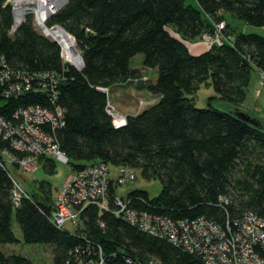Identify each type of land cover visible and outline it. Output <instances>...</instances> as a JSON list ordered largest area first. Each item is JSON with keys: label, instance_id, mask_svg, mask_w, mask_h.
Instances as JSON below:
<instances>
[{"label": "trees", "instance_id": "trees-1", "mask_svg": "<svg viewBox=\"0 0 264 264\" xmlns=\"http://www.w3.org/2000/svg\"><path fill=\"white\" fill-rule=\"evenodd\" d=\"M196 1L198 6L187 0H66L47 20L45 34L33 14L13 30L12 3L0 0L1 60L14 71L60 77L55 104L63 109L62 122L54 130L44 128L55 134L71 168L100 161L125 165L163 186L151 197L138 188L120 194L121 186L112 182V207H79L82 225L72 233L50 218L49 181L42 180L45 189L15 205L13 168L0 155V264H36L24 254L1 249L20 242L14 219L25 243L51 246L52 264H98L102 258V264H205L169 237L143 231L115 214L117 194L128 197L130 208L172 221L204 217L225 226L228 218L247 212L264 218V127L231 113L243 109L252 71L264 73V35L237 31L222 17L227 10L247 24L264 26V0ZM221 21L225 28L218 32ZM203 32L214 37L224 33L227 39L192 54L187 42ZM59 42L69 54L77 46L83 68L65 66ZM139 53L145 68L158 71L157 79L147 83L157 99L117 127L102 88L137 77L140 71L131 61ZM203 85L217 92L210 100L236 106L222 110L209 101L198 107L194 95ZM30 105L52 108L54 103L40 93L7 98L0 88V116L5 119L14 120L15 112ZM43 163L48 172L56 168L52 159Z\"/></svg>", "mask_w": 264, "mask_h": 264}, {"label": "built area", "instance_id": "built-area-1", "mask_svg": "<svg viewBox=\"0 0 264 264\" xmlns=\"http://www.w3.org/2000/svg\"><path fill=\"white\" fill-rule=\"evenodd\" d=\"M9 1L12 3L14 13L13 30L25 21L28 14H33L36 24L46 34L44 28L47 25L45 23L42 26L40 23L39 11L36 8L42 0ZM62 6L57 7L51 3L53 11L50 17ZM19 11L22 12L21 15L17 14ZM224 28L225 22L222 21L217 31L220 32ZM205 33L213 40L218 35L214 37L208 32ZM63 60H68L64 52ZM72 65L81 69L83 61L81 66ZM1 66L0 88L3 87L7 98L27 93H40L45 94L54 103L52 108L30 105L26 109L15 112L14 120L0 116V141L5 143V146L0 148V155L5 163L9 166L19 165L23 170L31 171L34 170L33 165L36 164L34 161L36 159L30 161V157L36 156L39 162L49 158L55 164L70 166L69 158L60 147L55 134L47 132L44 128L50 125L54 130L62 122L63 109L55 104L59 75L51 72L14 71L8 68L4 60H1ZM261 76L264 84V73H261ZM102 90L108 92L105 88ZM107 110L117 127L126 124L127 116L119 113L111 103L108 104ZM70 169V173L58 190L57 197L53 199L50 218L58 227L70 230L72 233L82 225V212L79 207L85 208L89 204H94L100 209H109L112 207L108 197L112 182L113 185L122 186L137 178L134 168L125 165L119 166L117 173L113 175L110 165L103 161L86 165L80 170ZM12 179V199L15 205L19 206L23 198L31 196L14 173ZM113 208L115 214L123 216L139 229L155 235L167 236L190 253L199 254L205 264H264V218L252 212H247L233 220L228 218L223 226L213 219L204 217L191 222L172 221L147 211L141 212L130 208L128 197L120 194L115 195ZM102 263L103 258L98 264ZM146 264L156 263L147 261Z\"/></svg>", "mask_w": 264, "mask_h": 264}, {"label": "rangeland", "instance_id": "rangeland-1", "mask_svg": "<svg viewBox=\"0 0 264 264\" xmlns=\"http://www.w3.org/2000/svg\"><path fill=\"white\" fill-rule=\"evenodd\" d=\"M65 3L66 0H58L56 4L57 6H64ZM187 3H191L198 6V2L196 0H187ZM222 17L228 22L231 27L235 28L237 31L244 33H258L264 35V26H254L251 24H247L244 20L234 17L232 12L230 11L222 10ZM220 23H222V21L219 22L216 27H218ZM223 34L224 33H219L217 35V38H214L213 40V38H210L208 35H206L205 32H203L199 38L187 42V45L195 46L196 43H206L207 47L209 48L215 42L222 43V41L227 39L226 36ZM75 47L77 48V46L73 44V49L72 51H70V54L68 53V57L71 58V54L73 53V55L75 56L74 58H76V64L80 65L81 58H79V54L76 52ZM143 58V54L139 53L134 56L131 61V66L133 68H138V70L140 71L137 77L129 78L121 85H114L110 89H108V97L110 103L119 113L125 116H127L126 114L128 113L136 112L138 107H140V109L147 108L149 105L153 104L157 99V97L154 95H151L152 97L149 96L150 98L147 97L149 93H151L147 88V83L149 81L153 82L157 79L158 71L156 69L145 68L143 66ZM139 79L142 80L143 83L139 84ZM262 81L263 79L261 73L258 70L252 71L251 81L247 91V97L243 105H241V108H247L252 114H255L256 116L260 117L264 122V84ZM134 89H140L136 90L135 95L138 96L134 98V104L138 106L131 107L130 103L126 100V98L128 97L126 93L128 90L132 92ZM138 92L139 94H137ZM214 95H217V92L214 90L213 87L203 85L200 90L194 95V100L198 107L209 106V101L215 107L220 108L222 110H229L231 107L236 106L235 103L225 101L220 98H212L210 100V97ZM32 159H36L34 160L36 164L33 165L34 170L25 171V169L23 170L19 165H13L12 168L15 176L19 180L20 184L29 193H32V191L39 192L40 188L45 189V187L42 188L41 181H49L51 183L52 198H56L59 188L65 181L67 175L70 173L71 167L63 165L61 163H56V168L54 169V171L48 172L47 169L44 167L43 161L39 162L36 156L30 157V161H33ZM110 167L111 173L115 175L119 167L112 164L110 165ZM135 170L137 178L132 182L123 184V186L119 188V193L127 194L128 191L138 188L147 190L151 197L158 195L163 187L162 182L155 177H151L148 179L142 174L141 170L138 168H136ZM12 225L16 236L20 239V242L18 244L1 246L2 251H4L5 253L15 252L24 254L30 257L36 264H52L51 246L25 243L22 230L15 219L13 220Z\"/></svg>", "mask_w": 264, "mask_h": 264}, {"label": "water", "instance_id": "water-1", "mask_svg": "<svg viewBox=\"0 0 264 264\" xmlns=\"http://www.w3.org/2000/svg\"><path fill=\"white\" fill-rule=\"evenodd\" d=\"M76 52L79 54V56L82 59V56H81V54H80V52L78 51L77 48H76ZM64 64H65V66H69V65H72V62L68 61V60H65ZM81 68H83V65L81 66ZM141 83H143L142 80L139 81V84H141ZM231 113H233L235 116H237L238 118H241L242 120L248 122L251 125H254L256 127H264L262 119H260L258 116H256L255 114L250 113L249 111H247L245 109L236 108V109L231 110Z\"/></svg>", "mask_w": 264, "mask_h": 264}, {"label": "bare ground", "instance_id": "bare-ground-1", "mask_svg": "<svg viewBox=\"0 0 264 264\" xmlns=\"http://www.w3.org/2000/svg\"><path fill=\"white\" fill-rule=\"evenodd\" d=\"M57 1L58 0H49V2H44V0H42L41 1V3L39 4V6H37L36 8H38V11H39V16H40V22L42 23V24H45L46 23V21H47V19L50 17V14L52 13V8H51V3H53L55 6H57ZM57 7H60V6H57ZM17 14L18 15H21L22 14V12L21 11H19V12H17ZM46 19V20H45ZM50 32L52 33V31L50 30ZM60 43V42H59ZM61 44V43H60ZM61 47H62V49H63V52H64V55L66 56V58L69 60V61H71L72 62V64H75L76 65V58H70V57H68V53H67V51H66V49H65V47H64V45H62L61 44ZM77 58H78V56H77ZM79 58H81L80 56H79ZM74 60H75V62H74Z\"/></svg>", "mask_w": 264, "mask_h": 264}, {"label": "crops", "instance_id": "crops-1", "mask_svg": "<svg viewBox=\"0 0 264 264\" xmlns=\"http://www.w3.org/2000/svg\"><path fill=\"white\" fill-rule=\"evenodd\" d=\"M188 48H189V50L191 51L192 54H201V53H203V52H205V51H207L209 49L207 47L206 43H196L195 46L194 45H192V46L188 45ZM139 81H141V80L139 79L138 80V83H139ZM124 84H126V83H124ZM117 85H119V84H117ZM136 90H140V89H134L132 92L128 90L127 93H126V95H128V97L126 98V100L130 103L131 107L132 106H138V105L134 104L135 103L134 102L135 101L134 98L138 96V95H135L136 94ZM137 94H139V92ZM151 95H153V94L152 93H149V95L147 97H149V96L152 97ZM245 109H247V108H245ZM142 110L143 109H140V107H138V109H137L136 112L128 113L126 115L136 114V113H139Z\"/></svg>", "mask_w": 264, "mask_h": 264}]
</instances>
